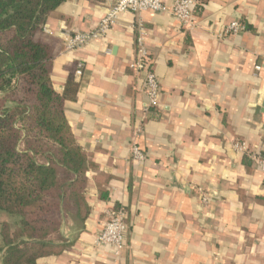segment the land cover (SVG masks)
I'll return each mask as SVG.
<instances>
[{
	"label": "crops",
	"instance_id": "crops-1",
	"mask_svg": "<svg viewBox=\"0 0 264 264\" xmlns=\"http://www.w3.org/2000/svg\"><path fill=\"white\" fill-rule=\"evenodd\" d=\"M117 1L67 0L63 17L48 21L65 43L53 61L57 92L67 66L83 63L65 113L97 169L86 174L87 217L70 218L55 237L64 248L38 264H264V172L255 159L264 157V0H198L193 27L169 12L125 11L103 37L66 49ZM234 21L244 28L225 32ZM141 34L159 81L150 109L129 66ZM101 172L111 177L108 199L96 184ZM112 207L127 213L119 255L97 242Z\"/></svg>",
	"mask_w": 264,
	"mask_h": 264
},
{
	"label": "trees",
	"instance_id": "trees-1",
	"mask_svg": "<svg viewBox=\"0 0 264 264\" xmlns=\"http://www.w3.org/2000/svg\"><path fill=\"white\" fill-rule=\"evenodd\" d=\"M65 1L0 0V264H38L59 253L56 235L89 212L86 174L97 165L65 113L80 88L78 63L67 66L64 92L51 77L65 43L47 26L63 17ZM95 179L108 199L111 177Z\"/></svg>",
	"mask_w": 264,
	"mask_h": 264
},
{
	"label": "built area",
	"instance_id": "built-area-1",
	"mask_svg": "<svg viewBox=\"0 0 264 264\" xmlns=\"http://www.w3.org/2000/svg\"><path fill=\"white\" fill-rule=\"evenodd\" d=\"M201 3L198 0H174L171 4L165 0H118L110 11L102 18L98 27L94 31L77 32L69 36L66 49L74 50L79 47L86 46L89 42L96 38L103 37L109 29L114 25L118 15L125 11L142 12H169L173 14L180 23L186 27L195 25L196 13L199 12ZM244 28L240 21L232 22L225 32H239ZM129 66L137 73L141 79L139 89L146 93L148 102L146 109H150L158 104L159 100V81L154 72L153 59L150 56L148 49L144 43L143 35H139L136 44L135 59L129 63ZM83 63L79 62L76 70V75L82 74ZM261 69L260 66L257 67ZM237 149H246V143L237 142ZM135 158H144V153L137 146H133ZM262 171L264 172V157L255 158ZM202 200L204 204L208 203V194H203ZM107 220L104 227L98 235L97 242L101 245H110L116 249V254L119 255L125 247L126 237L125 231L127 228V213L124 208L112 207L107 211Z\"/></svg>",
	"mask_w": 264,
	"mask_h": 264
},
{
	"label": "water",
	"instance_id": "water-1",
	"mask_svg": "<svg viewBox=\"0 0 264 264\" xmlns=\"http://www.w3.org/2000/svg\"><path fill=\"white\" fill-rule=\"evenodd\" d=\"M263 106H264V102H263Z\"/></svg>",
	"mask_w": 264,
	"mask_h": 264
}]
</instances>
